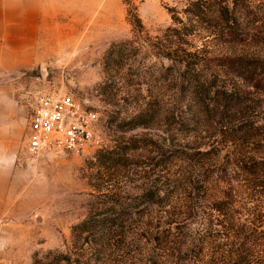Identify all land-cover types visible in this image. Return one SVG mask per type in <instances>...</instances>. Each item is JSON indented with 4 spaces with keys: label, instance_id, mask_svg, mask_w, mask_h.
Here are the masks:
<instances>
[{
    "label": "rangeland",
    "instance_id": "obj_1",
    "mask_svg": "<svg viewBox=\"0 0 264 264\" xmlns=\"http://www.w3.org/2000/svg\"><path fill=\"white\" fill-rule=\"evenodd\" d=\"M191 1H56V36L42 66L7 79L23 122L12 141L14 166L0 172V264H33L49 250L75 256L72 227L90 211L162 182L172 187L176 178L169 203L134 219L125 248L107 264H264V91L210 67L244 95L240 107L207 114L186 93L175 95L180 66L168 69L173 61L159 45L171 38L170 28L188 22ZM135 16L142 27L130 23ZM206 35L197 26L183 43L200 52L198 69L206 72L202 59L215 55L264 63V39L227 45ZM60 85L98 113L103 143L30 154L33 94ZM144 110L147 125L136 118ZM121 155L132 163L123 165Z\"/></svg>",
    "mask_w": 264,
    "mask_h": 264
},
{
    "label": "trees",
    "instance_id": "obj_2",
    "mask_svg": "<svg viewBox=\"0 0 264 264\" xmlns=\"http://www.w3.org/2000/svg\"><path fill=\"white\" fill-rule=\"evenodd\" d=\"M184 12L187 14L188 22L184 24L181 19L175 17L182 25L180 28L177 26L170 28L171 38L165 45H159L160 52L173 61L167 68L180 66L178 68L180 77L175 88L176 96L186 93L189 102L199 106L207 114L230 113L240 107L246 100L244 95L222 80L215 70H209L210 67L221 69L226 74L244 80L255 89L264 91V63L261 60L243 56L215 55L202 59L205 72L196 66L200 63L195 62L198 51L191 52L183 46L186 42L185 37L193 34L197 26L207 33L206 37H211L220 44L248 45L262 42L264 29L260 31V28L264 27V0H193L187 4ZM135 22L137 24L130 21L133 26L142 27L138 16H135ZM161 112L162 109L159 108L157 116H161ZM152 115L151 112L150 116ZM146 117L147 110L136 116L143 125H147ZM157 149L160 152L163 148L157 145ZM118 160H121L123 165L132 163L122 155ZM157 178L159 180L160 176ZM176 180L177 178L172 180V187L163 186L162 182L158 186L157 184L151 186L152 188L128 202H111L107 206L90 211L84 220L72 227L73 242L79 243L78 247L74 246V251L80 250L74 254L75 256L71 254V249L63 252L49 250L42 255V259L34 260L33 264L110 263L112 255L125 248V240L130 233L128 225L136 218H143L153 205L165 207L175 190ZM156 221L161 220L156 218ZM162 223H166V220H162ZM163 232L159 229L154 231L155 234ZM83 251H88L84 261L80 258L84 254Z\"/></svg>",
    "mask_w": 264,
    "mask_h": 264
},
{
    "label": "crops",
    "instance_id": "obj_3",
    "mask_svg": "<svg viewBox=\"0 0 264 264\" xmlns=\"http://www.w3.org/2000/svg\"><path fill=\"white\" fill-rule=\"evenodd\" d=\"M56 1L0 0V172L2 166H14L12 141L23 122L7 79L42 66L56 36Z\"/></svg>",
    "mask_w": 264,
    "mask_h": 264
},
{
    "label": "built area",
    "instance_id": "obj_4",
    "mask_svg": "<svg viewBox=\"0 0 264 264\" xmlns=\"http://www.w3.org/2000/svg\"><path fill=\"white\" fill-rule=\"evenodd\" d=\"M63 75V72H62ZM98 113L65 85L40 87L33 94L26 149L30 154L78 153L100 146Z\"/></svg>",
    "mask_w": 264,
    "mask_h": 264
},
{
    "label": "water",
    "instance_id": "obj_5",
    "mask_svg": "<svg viewBox=\"0 0 264 264\" xmlns=\"http://www.w3.org/2000/svg\"><path fill=\"white\" fill-rule=\"evenodd\" d=\"M42 70V69H41Z\"/></svg>",
    "mask_w": 264,
    "mask_h": 264
}]
</instances>
